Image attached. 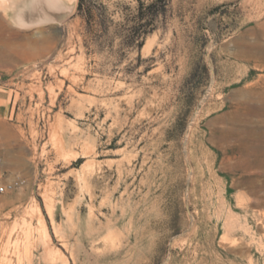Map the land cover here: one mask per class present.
I'll return each instance as SVG.
<instances>
[{"label": "rangeland", "instance_id": "rangeland-1", "mask_svg": "<svg viewBox=\"0 0 264 264\" xmlns=\"http://www.w3.org/2000/svg\"><path fill=\"white\" fill-rule=\"evenodd\" d=\"M10 1L0 264H264V0H169L140 50L137 0L30 29Z\"/></svg>", "mask_w": 264, "mask_h": 264}, {"label": "trees", "instance_id": "trees-1", "mask_svg": "<svg viewBox=\"0 0 264 264\" xmlns=\"http://www.w3.org/2000/svg\"><path fill=\"white\" fill-rule=\"evenodd\" d=\"M102 0H79L78 15H80L91 28L93 23L103 21L104 13L101 12ZM169 0H152L149 3L143 0H137L133 14L129 21L134 24L125 35L124 44L128 47H134L140 50L146 40V37L155 31L157 22L163 14V8Z\"/></svg>", "mask_w": 264, "mask_h": 264}, {"label": "crops", "instance_id": "crops-1", "mask_svg": "<svg viewBox=\"0 0 264 264\" xmlns=\"http://www.w3.org/2000/svg\"><path fill=\"white\" fill-rule=\"evenodd\" d=\"M37 0H13L3 7L2 13L17 28L30 29L50 24H60L66 18L73 4L63 0L52 3V12L41 14L37 9ZM36 3V4H35ZM39 10V9H38ZM10 111V94L0 88V117L8 116Z\"/></svg>", "mask_w": 264, "mask_h": 264}, {"label": "built area", "instance_id": "built-area-1", "mask_svg": "<svg viewBox=\"0 0 264 264\" xmlns=\"http://www.w3.org/2000/svg\"><path fill=\"white\" fill-rule=\"evenodd\" d=\"M7 82L6 75L4 72L0 71V85L5 84ZM25 183L24 179L21 176L16 177L14 180L5 182L0 186V193H6L10 190H13L17 186H21Z\"/></svg>", "mask_w": 264, "mask_h": 264}, {"label": "bare ground", "instance_id": "bare-ground-1", "mask_svg": "<svg viewBox=\"0 0 264 264\" xmlns=\"http://www.w3.org/2000/svg\"><path fill=\"white\" fill-rule=\"evenodd\" d=\"M262 47V46H261ZM244 51V50H243ZM21 53V52H20ZM7 54V53H6ZM15 52H10V54L8 53L7 55H1L0 56V60L1 61H4V62H13L17 57L16 56H19L18 54L15 56ZM252 54V53H251ZM256 54V53H255ZM261 54H262V52H261ZM243 55V54H242ZM244 57V56H243ZM258 58V57H257ZM246 59V58H245ZM249 61V60H248ZM255 61V60H254ZM251 62H252V60H251ZM258 62V61H257ZM256 63V62H255ZM262 66H263V68H264V61L262 62ZM258 91H256V93H257ZM258 95V94H257ZM257 101V100H256ZM263 103H264V101H263ZM261 105V104H260ZM263 109L261 108V107H256L255 109H254V111L255 112H261ZM253 111V112H254ZM245 134V133H244ZM260 135V134H259ZM244 136V135H243ZM241 140V139H240ZM242 141V140H241ZM247 148V147H246ZM256 152V151H255ZM244 153H245V155H249L250 153H251V151L250 150H248V148L247 149H245L244 148ZM256 156V155H255Z\"/></svg>", "mask_w": 264, "mask_h": 264}]
</instances>
